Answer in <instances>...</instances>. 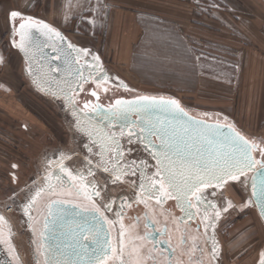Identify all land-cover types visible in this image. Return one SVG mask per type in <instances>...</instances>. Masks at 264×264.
Instances as JSON below:
<instances>
[{"label": "snow or ice", "instance_id": "obj_1", "mask_svg": "<svg viewBox=\"0 0 264 264\" xmlns=\"http://www.w3.org/2000/svg\"><path fill=\"white\" fill-rule=\"evenodd\" d=\"M217 6V5H213ZM76 19V16L72 17ZM8 19L13 28L11 44L13 48L20 51L24 56L29 58V72L33 77H39L34 82L49 84L54 83L59 91L52 93L57 102L62 106H69L71 113L77 117L76 127L82 131L83 128L78 117L87 112H96L103 105L100 103L93 104L91 100H85L83 107H79L76 100V93L84 91V85L89 82L95 84V88L90 95L99 101V91L107 93L110 89L104 86L110 76L105 73L101 58L98 53H92V50L85 46L77 47L56 28L40 21L32 16H26L19 9H10ZM65 17V22H67ZM87 24L90 28L94 26V20L80 18V25ZM18 25V27H17ZM41 31L46 39L40 45L35 44L33 40L32 30ZM94 35V32H93ZM58 41V43H57ZM66 45V47H65ZM50 48L53 55L49 57L45 53V49ZM75 53V56L72 53ZM39 57V67L33 71L32 62ZM81 57L85 58L81 64ZM0 59H3L0 56ZM63 60V65L55 64ZM45 65L47 68L45 69ZM73 65H76L73 70ZM91 68L88 78L84 76L83 69ZM98 71L103 74L102 80L99 76L93 78L92 72ZM61 73L64 75L61 77ZM119 78L117 77V80ZM63 85V87H60ZM127 87V85H124ZM51 91V88H49ZM59 97H63L60 99ZM207 118L209 114L205 113ZM129 117H134L129 119ZM153 117H155L153 119ZM106 119L119 120L124 118L128 120L127 124V142L129 147L126 149L128 155H132L135 151L134 144H144L147 148H151L150 155L155 160V171L145 175V169L149 166L146 161H125L123 160L125 149L119 142L115 133H111L104 137L108 147L113 155L111 157L112 165L109 169V160L105 158L103 149L97 152L100 165L105 172L111 170L113 173L132 172L133 175L139 171L141 182L139 183V203L147 205V200L155 198L159 203H163L166 199L176 201L185 217L191 219L195 213L199 211L201 204L214 209V215H209L207 211L204 214L205 229H213V244L211 247L212 258L220 261L221 253L218 245L214 240L215 222L220 218L222 212H228L236 207L231 200L223 197V189L230 187L232 184L240 183L244 185L249 179L248 174L253 173L251 177V187L253 195H257V178L255 173L264 168V138L256 140L249 138L246 134L238 131L233 124H221L220 118L213 116L214 123H208L207 119H195L188 114L184 107L181 106L180 100L175 97H165L164 95H135L131 99L117 98L114 104H110L105 114ZM227 120V117L223 118ZM147 132V135L145 133ZM119 135L125 136L124 130L121 129ZM93 132H88V138L91 139ZM157 136L160 141L159 147L151 139ZM110 142V143H109ZM95 141L86 144L89 156L95 146ZM114 145V147H112ZM68 154H62L60 160ZM257 156L259 159H257ZM59 163L60 161H54ZM86 163L89 164L90 174L93 169L91 161L86 157ZM98 166V167H99ZM15 168L16 166L13 165ZM65 173L69 182L83 180L82 174L77 173L73 169H69L66 165L61 164L60 169ZM55 173H51L46 177L48 190H52L51 177ZM57 181L61 177H56ZM77 192H83L89 201L93 198H101L103 188L99 187L94 180L87 181L76 185ZM92 188L89 192L88 189ZM211 189L213 197L218 194L223 199L222 204L214 201H208L207 190ZM42 189H37L36 195L40 194ZM35 197H33L34 201ZM115 199L125 200L124 197ZM33 201H29L24 206V213L31 220V210ZM113 198H109L108 203L97 205L93 202L91 208H83L81 212H76V208L71 209L76 215L81 213L91 215L95 224L88 226V223L77 224L71 230L73 241L79 245V251H75L76 259H71L67 253H61L59 247L56 249L48 245L42 246L41 254L44 255V264H109L110 260H114L115 264H141L139 254L135 248L127 255L125 254V225L123 223L122 211H116L117 220L110 219L106 213L113 212ZM260 215L264 217V175L259 180V194L257 196ZM68 200L52 201L48 207V215L44 221V237L49 230L48 216L63 217L68 209L64 205L70 204ZM251 200L241 204V210L246 209ZM121 209L123 204H121ZM81 218H83L81 216ZM184 217H181L183 219ZM137 219H139L137 217ZM119 223V246H114L109 230L105 225H115ZM152 226L149 220L145 227ZM153 236V233H145L143 239L147 240ZM91 241V245H89ZM9 243V241H4ZM66 247H72L67 245ZM9 250L13 251L9 243ZM63 257V258H61ZM260 264H264V254L261 256Z\"/></svg>", "mask_w": 264, "mask_h": 264}, {"label": "rangeland", "instance_id": "obj_2", "mask_svg": "<svg viewBox=\"0 0 264 264\" xmlns=\"http://www.w3.org/2000/svg\"><path fill=\"white\" fill-rule=\"evenodd\" d=\"M150 1L87 0L84 10L75 13L74 16L77 18L70 19L66 26L60 30L74 44L88 47L92 53H98L105 72L111 76L112 81L117 85H127L129 90L135 93L144 92L174 96L181 101L187 110L204 115L203 110L194 108L199 106H196L187 94L172 90L168 84L162 83L160 80L155 83L146 82V79L151 78L152 75H159L164 72L160 61H152L153 58L161 55L159 52L155 53V48L159 50L160 46H153L148 43L133 45L132 55L128 56L127 63L115 58L113 49L109 51L110 48L115 47H110L105 41L110 8L116 7L135 13L134 10L142 6L145 10H150L148 7ZM160 1L166 6L178 4V2L194 4L200 13L206 15L210 13V10L216 9L219 15L227 13L233 18L242 17L252 21L256 20L261 26V33L264 35V0ZM39 6V0H31V2L30 0H23L21 4L16 3L14 6L0 11V56L3 57L0 59V80L17 85L21 105L26 107V110L34 116L42 129L39 133L37 129H31L30 126H28L29 129L23 130L21 121L8 116L0 109V214L9 222L14 243L18 247L24 264H31L33 261L29 244L30 229L27 215L24 213V206L35 196L38 188L45 187L46 177L54 169L52 168L55 164L54 161H62L60 156L68 154L63 160L69 159L68 162L72 165L86 164V157L97 166L100 163L97 156L99 151L97 146L93 147L90 156L84 150V143L88 139L85 132L76 127L77 117L71 113L70 109L57 102V98L41 92L33 85L24 71L22 56L11 44L9 10L15 8L25 14L44 18L43 12L45 11L40 10ZM171 14L176 15L175 13ZM81 17L94 20V26L91 28L87 24L79 26ZM143 24L145 25L143 28L145 32L153 25L149 21H145ZM197 46L196 52L199 57L217 56L219 59H223L222 55H225L221 50L216 54H211V46L208 41L202 40ZM209 112L207 113L209 116L223 118L217 112ZM229 121L231 122V120ZM243 133L255 139L264 138V133ZM128 147L127 139L124 138L125 154L123 160L146 161L149 166L147 168L149 174L155 171V160L139 144H134L135 151L132 155H128L126 151ZM12 165L16 167L12 168ZM93 169L95 170L90 175L97 179L103 188V199L110 194L115 196L121 193L132 195L136 182L139 180L136 174L133 175L129 171L124 173L121 183H113L110 182L109 172H105L101 166ZM226 189H228L227 194L233 198L235 202L233 204L236 207L228 212H222L220 218L215 222V236L221 253L220 261H216V264H258L260 256L264 254V225L254 206L248 204L246 209L241 210V204L250 200L247 182L244 185L235 183ZM225 194L223 192L224 198H226ZM215 200L218 204L223 203L219 194ZM209 213L210 216L214 215V210H210Z\"/></svg>", "mask_w": 264, "mask_h": 264}, {"label": "crops", "instance_id": "obj_3", "mask_svg": "<svg viewBox=\"0 0 264 264\" xmlns=\"http://www.w3.org/2000/svg\"><path fill=\"white\" fill-rule=\"evenodd\" d=\"M22 1L0 0V11ZM86 1L39 0L40 10L45 11L42 19L62 29L77 11L84 10ZM150 2L151 11L143 6L135 13L110 8L105 41L115 46L109 49L114 50L115 58L127 63L133 45L160 46L155 53L161 55L152 61H160L164 72L145 78L146 82L168 84L172 90L190 96L199 106L194 108L217 112L242 132L264 133V35L258 22L227 13L219 15L216 9L202 14L194 4ZM145 21L153 23L146 32ZM202 40L210 43L211 54L223 51V59L199 57L196 48ZM18 91L15 83L0 80V109L21 121L23 130L30 126L41 132L34 116L21 105Z\"/></svg>", "mask_w": 264, "mask_h": 264}, {"label": "flooded vegetation", "instance_id": "obj_4", "mask_svg": "<svg viewBox=\"0 0 264 264\" xmlns=\"http://www.w3.org/2000/svg\"><path fill=\"white\" fill-rule=\"evenodd\" d=\"M89 70L92 71L91 69ZM90 71L87 70V73L85 71L87 78ZM105 73L108 74L107 72ZM92 76L93 78L99 76L101 82H103V74H100L98 71L92 72ZM104 86L108 87L110 90L107 93L103 92L102 89L98 90L100 99L97 101L96 98L90 95L91 91L95 88V84H93L91 79H89V82L84 85V91L76 93V100L79 102L80 108L83 107V102L85 100H91L93 104L100 103L103 105V107H101L96 112H87L88 114H95L99 112V115L96 118L86 116V122H84L82 125L83 128L87 129V131L84 132L88 141L85 142L84 145L91 144L93 141H95V146H97L99 151L102 150V148L108 149L105 151V158L109 160L108 167L111 169V157L113 153L108 147V143L105 142L104 137L111 133H115L119 139V142L124 148V138L127 136L128 129L127 126H120L116 120L106 119L105 114L107 112H104L102 108L108 109V106L110 104H114V101L117 98L131 99L135 95H145L147 93H135L124 85H117L112 81L111 76L110 80ZM147 95L158 94L148 93ZM189 112L207 120L214 121L212 118L213 116H208L206 118L204 115H199L192 111ZM220 121L226 120L220 118ZM121 129H123L125 133V136L123 137L119 135ZM88 132H93L91 139L88 138ZM252 139L258 142L260 138ZM139 145L150 155L151 151L149 148H147L144 144ZM112 147H114V145ZM84 150L87 152L85 147ZM109 155L111 156L110 158ZM257 158L259 157L257 156ZM68 161L69 159L66 161L62 160L59 163H55L53 165L52 168L54 169L52 173H55V175L51 177L52 190H48V184L45 182V187L42 188L40 194L38 196L35 194L34 201L33 198L30 200L33 201L32 210L30 213L31 220H29L28 215L27 220L30 229V252L33 257L31 264H44L45 258L44 255L41 254V251L42 246L45 245L44 242L46 235L42 237L41 233L44 232L45 217L48 215V207L52 201L68 200L71 201V203L68 205L83 209L91 208L93 202L97 205H100L101 199L103 200V203H108L109 198L114 199V211L108 212L106 215L110 219L117 220L118 218L115 216V212L122 211L123 223L125 225L126 255L131 252L133 248H135L139 254L141 264H216L217 260L213 259L211 254V247L214 242L213 229L209 228L206 230L204 227L205 222L203 220L205 212L207 211V213L210 215L209 211L214 209L207 207V205L201 204L199 206V211L197 212L195 209H193L195 215L191 219H188L185 217L184 213L174 200L166 199L163 203H159L155 200V198L149 199L148 197H144V199L147 200V205L137 202L140 191L139 183L141 182L139 171L136 172L139 180L136 182V187L134 188L132 195H128L127 193L117 194L116 196L110 194V196L106 195L103 199L101 192V198L94 197L93 201H89L83 192H77L76 185L94 180L95 183L101 187L99 181L90 175L88 163L77 166L70 164ZM90 161L93 168H98L100 165L99 163L97 166V164H95L92 160ZM139 162L140 161H137V163ZM61 164L66 165L69 169H73L79 174H82L83 180L69 182L66 174L59 170ZM101 168L103 167L101 166ZM108 172L111 177L110 182L121 183L124 173H113L111 170ZM148 174L149 170L145 169V175ZM57 176L61 177L60 181H57ZM88 191L91 192L92 188H89ZM211 191V189L207 190V199L208 201H214L217 203L215 199L218 195L213 197L211 195ZM223 192L226 193V199L235 203L233 198L228 196V189H223ZM119 197H124L125 200L122 201L120 199H115ZM121 204H123L122 209L120 207ZM50 217L51 216H48V219ZM137 217L139 219H137ZM181 217L184 218L181 219ZM149 220L151 221L152 226L145 227ZM107 228L114 246L118 247L120 231L119 223H116L115 225H107ZM11 232L12 229L10 228L8 220L2 214H0V257H7L10 264H24L19 254L18 247L14 243V237ZM148 232L153 233V236L147 240H144L143 237L145 233ZM59 234L60 229L54 232V238L59 236ZM214 240L217 243L215 229ZM4 241H9L14 250L10 251L9 243H5ZM109 264H115V261L110 260Z\"/></svg>", "mask_w": 264, "mask_h": 264}, {"label": "water", "instance_id": "obj_5", "mask_svg": "<svg viewBox=\"0 0 264 264\" xmlns=\"http://www.w3.org/2000/svg\"><path fill=\"white\" fill-rule=\"evenodd\" d=\"M26 16H32L40 21H43L45 23H47L48 25H50L47 21L43 20L42 18L40 17H37V16H33V15H29V14H25ZM52 26V25H50ZM18 27V25H17ZM53 27V26H52ZM55 28V27H54ZM57 30H59L66 38L67 40L71 41L66 35L65 33L60 30L59 28H56ZM12 35H13V28H12V25H11V34H10V40L12 38ZM32 35H33V40L35 42V44L37 45H40L42 41H44L46 39V36L42 35L41 34V31L39 30H36V29H33L32 30ZM72 42V41H71ZM58 43V41H57ZM73 43V42H72ZM74 44V43H73ZM76 45V44H74ZM77 47H80L78 45H76ZM66 47V45H65ZM20 55L22 56V59H23V62H24V71L26 73V75L28 76V78L31 80V82L33 83V85L39 89L41 92L47 94V95H50V96H53L52 93H56L59 91V88H57V86L52 83V84H49V82H44V83H39V82H34V79L35 80H39V77H33L32 73L29 72V58L24 56V54L22 52H20ZM45 53L46 55H48L49 57H51L53 55V53L51 52V49L50 48H47L45 49ZM73 56H75V53L73 52L72 53ZM84 59L83 57H81V64L84 63ZM39 57H36V59L32 62V66H33V71H35L38 67H39ZM55 64H60L61 66L63 65V60L61 61H58V62H54V65ZM75 67L76 65H73V70H75ZM47 68V65H45V69ZM89 69L91 68H85L83 69L84 71V76L86 77V73H87V70L90 71ZM92 70V69H91ZM86 71V73H85ZM64 74L61 73V77L63 76ZM87 78V77H86ZM60 87H63V85H60ZM49 88H51V91H49ZM78 93V92H77ZM166 98L167 97H174V96H168V95H164ZM54 97V96H53ZM60 99L62 97H59ZM176 98V97H175ZM178 99V98H177ZM181 103V102H180ZM182 107H184L182 104H181ZM65 108L67 109H70L69 106L65 105L64 106ZM185 108V107H184ZM102 110H104V112H107V109H104L102 108ZM185 110L188 112V114L190 116H192L193 118L195 119H205V118H202V117H199L191 112H189L186 108ZM99 115V112L98 113H95V114H86L84 116V114H81L78 119L80 120L81 122V125L86 122V116L88 117H97ZM134 117H129V119H133ZM155 117H153L154 119ZM118 122V124L122 127L124 126H127L128 124V120L127 119H124V118H120L119 120H116ZM208 123H214L215 121H210V120H207ZM221 124H225V123H228V124H233L234 127L240 131L236 126L235 124L231 121H220ZM83 127V125H82ZM242 132V131H241ZM242 134H244L242 132ZM145 135H147V132L145 133ZM247 136V135H246ZM151 139L154 141V143L159 147L160 145V141H159V138L157 136H152ZM149 150L152 152V149L149 148ZM259 159V158H257ZM253 173H249L248 174V177L249 179L246 181L247 182V185H248V188L250 190V200L252 201V203H250V205L254 206L256 211H257V214L261 220V222L263 223L264 225V217H262L260 215V211H259V207H258V202H257V196L259 194V180H260V177L262 175H264V168H261L259 170V172L255 173L256 175V178H257V189H256V193L257 195H253V190H252V187H251V177H252ZM64 207L66 209H68L67 213L65 214V216L63 217H53L51 216L48 220H49V230L46 234V238H45V242L44 244L45 245H48L50 246L51 248L53 249H56L57 247H59L60 249V252L61 253H67L68 256H70L71 259H76V255H75V251H79V245L76 244L75 241H73L72 239V236H71V230L75 228V226L77 224H84L85 222L88 223V226H92L93 224H95V220H93V217L91 215H86V214H83L81 213V216L83 218H81V216H78L76 215V212H81V209L78 208V207H75V206H71V205H64ZM73 208H76V212H72L71 209ZM239 208V207H238ZM105 227L107 228V225H105ZM60 229V234L59 236H57L56 238H54L53 234L56 230H59ZM108 229V228H107ZM89 245H91V241L88 242ZM67 245H72V247H66ZM75 249V251H74ZM262 256V255H261ZM261 256L259 258V261H258V264H260V260H261ZM63 258V257H61ZM0 264H10L9 263V260L7 259V257H0Z\"/></svg>", "mask_w": 264, "mask_h": 264}]
</instances>
